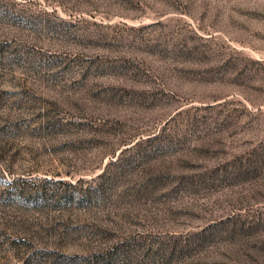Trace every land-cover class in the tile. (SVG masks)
Masks as SVG:
<instances>
[{
    "label": "rangeland",
    "instance_id": "rangeland-1",
    "mask_svg": "<svg viewBox=\"0 0 264 264\" xmlns=\"http://www.w3.org/2000/svg\"><path fill=\"white\" fill-rule=\"evenodd\" d=\"M0 264H264V0H0Z\"/></svg>",
    "mask_w": 264,
    "mask_h": 264
}]
</instances>
